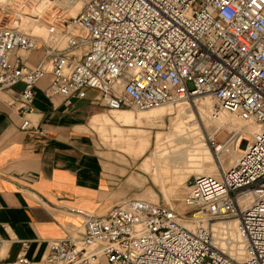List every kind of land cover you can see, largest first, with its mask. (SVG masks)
<instances>
[{"label":"built area","instance_id":"obj_1","mask_svg":"<svg viewBox=\"0 0 264 264\" xmlns=\"http://www.w3.org/2000/svg\"><path fill=\"white\" fill-rule=\"evenodd\" d=\"M20 1L23 9L40 0ZM23 12L0 6V92L14 93L20 131L30 128L35 90L47 76L48 99L93 92L91 103L109 111H143L209 97L212 116L255 129L227 171L193 177L188 212L126 199L107 214L85 215L83 233L50 242L41 264H264V0H87L64 27L63 48L58 37L46 44L8 26ZM39 48L38 66L27 67L24 55ZM215 221L235 223L240 259L215 244ZM27 250L22 243L14 261L0 264H36Z\"/></svg>","mask_w":264,"mask_h":264},{"label":"crops","instance_id":"obj_2","mask_svg":"<svg viewBox=\"0 0 264 264\" xmlns=\"http://www.w3.org/2000/svg\"><path fill=\"white\" fill-rule=\"evenodd\" d=\"M42 57L41 49L27 54V67L35 68ZM48 83L49 76L36 87L26 131H20L14 93L0 92V262L14 261L26 243L27 258L41 264L50 242L82 234L85 215L107 214L129 193L119 176L124 164L113 150L97 146L91 133L112 116L91 103L93 92L80 101L48 99ZM113 117L128 126L151 119L139 114L136 120L126 111ZM145 148L125 146L124 151L138 159ZM155 157L146 161V171H155Z\"/></svg>","mask_w":264,"mask_h":264},{"label":"rangeland","instance_id":"obj_3","mask_svg":"<svg viewBox=\"0 0 264 264\" xmlns=\"http://www.w3.org/2000/svg\"><path fill=\"white\" fill-rule=\"evenodd\" d=\"M86 1L47 0L44 2L40 0L39 4L33 8L22 9L20 0H1L0 6L9 5L15 13L18 10L24 11L23 15L10 22L9 26L16 25L22 32L32 34L46 44H49L51 36L58 37V47L63 48L65 41L61 34L64 27L78 14ZM23 3L24 1L22 5ZM7 23L8 21H2V25ZM39 49L43 51L42 48ZM206 103L211 109L215 106L211 98L203 97L194 102L159 106L148 112L133 108L116 110L115 113L126 111L136 120L139 114L151 118L143 123L135 121L132 126L116 122L113 110L110 112L104 108L99 110L101 114L110 115L113 119H106L102 126L95 129L96 133L91 132L97 146L113 150L116 161L124 164V168L119 171V176L124 179V190H128L129 193L127 196L124 193V199L119 200L118 204L126 199L134 198L160 204L174 209L178 214H184L188 210L184 208L183 200L193 177L205 175L209 171L210 162L217 167L214 177H219L237 161L240 153L234 152L235 140L238 134L243 135L247 140L242 142L239 149H245L252 137V128L244 127L235 117L226 113H223L221 120H212L211 110L208 112L202 106ZM210 140L222 146L219 149L221 151L215 152L211 149ZM125 146H145L146 148L140 153L141 155L139 154L141 158L135 159L132 152L124 151ZM157 146L185 149V166L164 169V174L169 173L167 177L155 174L153 167H149L146 171L144 165L146 161H153ZM189 155L195 157L189 159ZM224 223L232 222H213V240L218 247L229 252L228 246L220 244L221 239L224 237L225 244H231L232 247L240 241L232 231L233 226ZM185 225L191 227L190 223ZM229 253L234 256L233 250Z\"/></svg>","mask_w":264,"mask_h":264},{"label":"bare ground","instance_id":"obj_4","mask_svg":"<svg viewBox=\"0 0 264 264\" xmlns=\"http://www.w3.org/2000/svg\"><path fill=\"white\" fill-rule=\"evenodd\" d=\"M0 2H1V0H0ZM10 27L11 28H17L20 32H22V30L19 29L16 25H12ZM22 33H24V32H22ZM25 34H27V33H25ZM29 35L32 36L33 38H35V36H33L32 34H29ZM35 40H36V38H35ZM202 106L208 112L211 110L210 105L208 103H206V104H204ZM157 108H159V107H157ZM155 109L156 108L149 109V110H147V112L151 111V110H155ZM118 110H121V109H118ZM113 111L117 112L116 110H113ZM222 115H224V114H219V115H215V116H212V114H210L212 120H214V121L221 120ZM249 128H252V130H253L252 131V135H253L254 132H255V129L253 127H249ZM245 140H247V139L244 138L243 135H240V134H238V136H237V138L235 140L234 152L240 153L239 157L241 156V154L245 150V149H239L240 146L242 145V142L245 141ZM219 149H221V148H219ZM193 157H195V156L194 155H189V159H193ZM185 159H186V151H185V149H180V148L179 149H176V148L172 149L169 146H159L157 148V150H156V157H155V161H154L155 174H157V175L159 174L162 177H167L169 175V173L168 174L167 173L164 174L163 170L166 169V168H175L176 169V168L185 166V163H186ZM209 165H210L209 166V171L205 175L215 176V174L217 172V169H216L217 167H215V164L213 162H210ZM201 176H203V175H201ZM231 225L233 226V229H234L235 223L232 222ZM212 226H211V228H212ZM221 240H222V242L220 244L224 245V246L225 245L228 246V251L229 252L231 250L234 251L235 258H241L242 253H241V250H240L241 249L240 248V245H241L240 242H236L235 247H232L231 244H225V242H224L225 238L224 237Z\"/></svg>","mask_w":264,"mask_h":264}]
</instances>
